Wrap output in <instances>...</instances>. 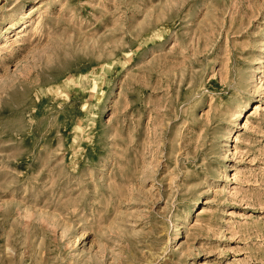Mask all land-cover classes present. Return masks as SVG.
Masks as SVG:
<instances>
[{
    "label": "rangeland",
    "instance_id": "obj_1",
    "mask_svg": "<svg viewBox=\"0 0 264 264\" xmlns=\"http://www.w3.org/2000/svg\"><path fill=\"white\" fill-rule=\"evenodd\" d=\"M0 264H264V0H0Z\"/></svg>",
    "mask_w": 264,
    "mask_h": 264
},
{
    "label": "bare ground",
    "instance_id": "obj_2",
    "mask_svg": "<svg viewBox=\"0 0 264 264\" xmlns=\"http://www.w3.org/2000/svg\"><path fill=\"white\" fill-rule=\"evenodd\" d=\"M30 219H31V218H30ZM27 220H28V218H27ZM29 221H30V220H29ZM29 221H28V222H29Z\"/></svg>",
    "mask_w": 264,
    "mask_h": 264
}]
</instances>
